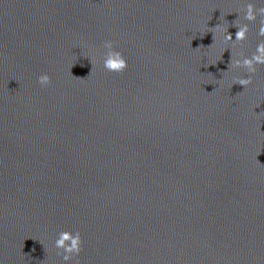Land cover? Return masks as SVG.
I'll return each mask as SVG.
<instances>
[{
  "label": "water",
  "instance_id": "95a60500",
  "mask_svg": "<svg viewBox=\"0 0 264 264\" xmlns=\"http://www.w3.org/2000/svg\"><path fill=\"white\" fill-rule=\"evenodd\" d=\"M244 2L0 0L3 264H64V230L70 264H264V65L204 67L264 39L207 48Z\"/></svg>",
  "mask_w": 264,
  "mask_h": 264
},
{
  "label": "clouds",
  "instance_id": "9594fccd",
  "mask_svg": "<svg viewBox=\"0 0 264 264\" xmlns=\"http://www.w3.org/2000/svg\"><path fill=\"white\" fill-rule=\"evenodd\" d=\"M260 4L264 5V0H260ZM227 14L229 13H225L223 15L220 13L219 19H223V24L219 23L213 28H208L207 32L212 33V44L207 48L212 47L217 41H219L221 44L231 42L232 45L246 41L250 30L249 25L257 21L258 28L256 34L259 37H264V6L257 7L255 3L251 2V0H246V2L242 4V7L236 12L237 18L232 22L231 25H229V23L224 20V17ZM230 26L237 29L234 34V39L232 34L228 32V28ZM103 49L104 51L100 53V62L104 70L112 73H121L128 67V63L124 55L121 51L116 50L113 47V43L111 41H105L103 43ZM226 49L230 50V62L227 66V71L223 73L226 74L232 69H243L245 72L244 76L233 77L230 88L234 84L241 85L243 88H245L251 83L252 74L257 71V67L264 65V39L259 40L256 43L254 50L248 55H245L243 52H233L231 47H222L220 49V55L217 57L216 61L211 62L204 67H207L208 65H215L217 61H220L222 54ZM83 56L89 59L93 68L94 60L88 56ZM75 79L83 80L80 78ZM37 82L41 87H46L50 83V77L46 73L41 74L38 76ZM259 104L260 103L256 104L254 108L258 107ZM40 244L42 243L40 242ZM81 245L82 240L79 231L64 230L57 233L53 246L57 250V255L61 256L64 264H70L73 258L80 253ZM0 264H3L2 260H0Z\"/></svg>",
  "mask_w": 264,
  "mask_h": 264
}]
</instances>
